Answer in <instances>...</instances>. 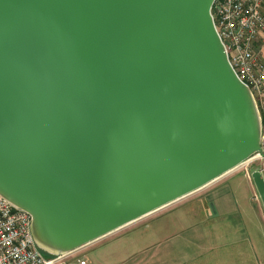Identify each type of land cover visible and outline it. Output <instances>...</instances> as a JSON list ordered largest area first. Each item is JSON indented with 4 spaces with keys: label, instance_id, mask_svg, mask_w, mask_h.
<instances>
[{
    "label": "water",
    "instance_id": "1",
    "mask_svg": "<svg viewBox=\"0 0 264 264\" xmlns=\"http://www.w3.org/2000/svg\"><path fill=\"white\" fill-rule=\"evenodd\" d=\"M214 0H0V195L71 252L236 168L262 120ZM251 180L264 213V160Z\"/></svg>",
    "mask_w": 264,
    "mask_h": 264
},
{
    "label": "crops",
    "instance_id": "2",
    "mask_svg": "<svg viewBox=\"0 0 264 264\" xmlns=\"http://www.w3.org/2000/svg\"><path fill=\"white\" fill-rule=\"evenodd\" d=\"M208 185L78 249L69 264H261L241 227L217 222L210 201L226 194Z\"/></svg>",
    "mask_w": 264,
    "mask_h": 264
},
{
    "label": "built area",
    "instance_id": "3",
    "mask_svg": "<svg viewBox=\"0 0 264 264\" xmlns=\"http://www.w3.org/2000/svg\"><path fill=\"white\" fill-rule=\"evenodd\" d=\"M263 5L264 0H214L210 10L231 69L259 103L264 90ZM263 128L259 143L264 154ZM250 160L262 166L264 156L256 152L241 164ZM255 199L258 201L257 194ZM30 222L29 213L0 195V264H69V255L86 246L65 254L44 255L34 242ZM78 264L86 263L79 261Z\"/></svg>",
    "mask_w": 264,
    "mask_h": 264
},
{
    "label": "rangeland",
    "instance_id": "4",
    "mask_svg": "<svg viewBox=\"0 0 264 264\" xmlns=\"http://www.w3.org/2000/svg\"><path fill=\"white\" fill-rule=\"evenodd\" d=\"M257 106L259 108V102H257ZM258 166H260V163L256 160L245 162L209 183L205 190L209 189L211 191L213 188L218 187L221 194H226L225 199L212 198L210 201L211 211L215 210L214 212L221 216L219 217L221 220L217 222L241 227L237 231L246 233L247 238L254 246V251L260 263L264 264V213L259 200L255 199L256 192L250 176L251 170ZM181 201H184V198L179 200V202ZM172 203L166 207L176 205V202ZM42 253L47 255L44 252Z\"/></svg>",
    "mask_w": 264,
    "mask_h": 264
},
{
    "label": "trees",
    "instance_id": "5",
    "mask_svg": "<svg viewBox=\"0 0 264 264\" xmlns=\"http://www.w3.org/2000/svg\"><path fill=\"white\" fill-rule=\"evenodd\" d=\"M259 110L261 114L262 126L264 127V108H260L259 106Z\"/></svg>",
    "mask_w": 264,
    "mask_h": 264
}]
</instances>
